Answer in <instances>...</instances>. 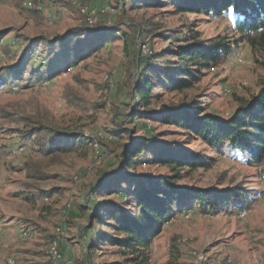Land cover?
<instances>
[{
	"label": "rangeland",
	"instance_id": "rangeland-1",
	"mask_svg": "<svg viewBox=\"0 0 264 264\" xmlns=\"http://www.w3.org/2000/svg\"><path fill=\"white\" fill-rule=\"evenodd\" d=\"M77 3L88 7V15ZM89 14L96 19L92 25ZM139 24L152 31L142 38L143 47L127 39ZM83 27L113 31L115 38L85 60L56 66L55 55L44 52L38 41L23 75L7 72L22 61L31 40ZM0 30L7 31L0 41V264H130L119 247L89 250L95 228H108L92 227L88 205L105 200L97 187L119 172L125 144L140 136L151 138L150 144L199 150L209 159L206 167L179 168L180 186L239 193L226 205L194 201L177 208L153 237L151 263L264 264V158L257 162L228 142L210 146L180 126L149 117L136 106L132 90L152 57L177 62L174 55L162 56L167 48L193 39L222 42L231 52L205 68L194 87L157 88L150 108L194 100L205 112L228 119L264 86V29L245 35L232 11L184 13L170 0L158 6L136 0H0ZM40 66L57 74L39 80L31 72ZM31 122L84 133L92 144L69 154H45L24 136ZM136 172L173 174L167 166L145 163ZM37 189L48 194L32 204ZM109 198L127 213L136 210L125 193ZM54 239L60 242L55 261L48 258Z\"/></svg>",
	"mask_w": 264,
	"mask_h": 264
},
{
	"label": "trees",
	"instance_id": "trees-1",
	"mask_svg": "<svg viewBox=\"0 0 264 264\" xmlns=\"http://www.w3.org/2000/svg\"><path fill=\"white\" fill-rule=\"evenodd\" d=\"M170 1L184 13L222 16L232 11L236 16L237 28L245 35L257 34L264 29V0ZM165 2L166 0H136L137 5L146 6H158ZM111 32L83 27L68 30L53 38L39 37L31 40L22 61L9 66L7 72L12 73L14 77H21L27 55L38 41L41 42L44 52L55 55L56 66L63 61L77 62L87 59L107 41L115 38L113 31ZM151 32L150 28L139 24L133 35H127V39L135 42L138 47H143L147 44L141 43L142 38ZM6 33V30H0V41ZM261 39L264 41V33L261 34ZM230 52L231 48L225 43L207 44L195 39L190 44L178 45L175 49L167 48L162 56L174 55L178 59L177 62H163L157 57H152L147 69L144 68V77L132 88L138 98L136 106L143 107L144 113L151 118L182 127L194 139L213 147L228 142L233 149L247 153L253 160L260 162L264 158V86L238 107L228 119L205 112L201 104L194 100L165 105L158 110L150 108L157 98V88L167 84L175 91L192 88L200 80L205 68L221 62ZM41 69L43 70V66L34 69L31 75L39 80H46L57 74V71L42 72ZM27 126L24 136L33 138L39 148L48 155L69 154L92 144L91 139L81 132L67 131L40 122H31ZM150 141L151 138L140 136L125 144L119 172L106 176L104 182L97 187L96 190L104 195L105 200H95L94 204L88 205L92 209L89 218L92 227L106 226L108 230L95 228L87 244L90 251L99 245L115 246L121 249L130 264H152L149 246L153 237L164 221L175 215L177 208H189L194 201H199L207 207L226 205L232 197L239 195L236 190L219 193L213 189L180 186L177 182V178L181 176L179 168L206 167L211 165L209 159L199 150L187 151L165 143L150 144ZM143 163L167 166L173 174L137 173L138 165ZM121 192L132 197L136 210L127 213L121 203L109 198L113 193ZM47 194L45 190L37 189L33 192L30 202L36 204ZM80 206L83 207V204ZM59 245L60 242L58 249ZM95 252L94 250L90 253Z\"/></svg>",
	"mask_w": 264,
	"mask_h": 264
},
{
	"label": "bare ground",
	"instance_id": "bare-ground-1",
	"mask_svg": "<svg viewBox=\"0 0 264 264\" xmlns=\"http://www.w3.org/2000/svg\"><path fill=\"white\" fill-rule=\"evenodd\" d=\"M77 6L80 7V11L84 14H87L88 15V7L87 6H84V5H81L80 3H77ZM83 9V10H82ZM90 12V11H89ZM90 15V14H89ZM92 19H93V16L90 15L89 17V22H92ZM96 22V19L94 20V23ZM109 76L107 75L106 76V79L108 78ZM58 240L57 239H54L53 242L51 243L50 245V248L48 250V258L51 259V260H58L59 257H60V254H59V249H58ZM13 261V260H12Z\"/></svg>",
	"mask_w": 264,
	"mask_h": 264
},
{
	"label": "built area",
	"instance_id": "built-area-1",
	"mask_svg": "<svg viewBox=\"0 0 264 264\" xmlns=\"http://www.w3.org/2000/svg\"><path fill=\"white\" fill-rule=\"evenodd\" d=\"M94 20H95V18L93 17L92 22H90V25L94 24Z\"/></svg>",
	"mask_w": 264,
	"mask_h": 264
}]
</instances>
